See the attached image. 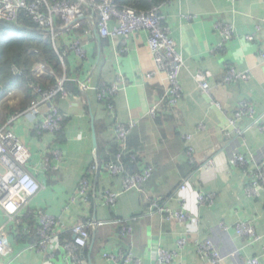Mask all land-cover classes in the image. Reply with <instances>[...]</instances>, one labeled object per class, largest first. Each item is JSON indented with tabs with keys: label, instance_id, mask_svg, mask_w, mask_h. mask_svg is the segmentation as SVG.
Segmentation results:
<instances>
[{
	"label": "crops",
	"instance_id": "obj_1",
	"mask_svg": "<svg viewBox=\"0 0 264 264\" xmlns=\"http://www.w3.org/2000/svg\"><path fill=\"white\" fill-rule=\"evenodd\" d=\"M161 12L162 27L184 62L176 102L162 99L168 83L155 73L143 29L109 41L90 26L81 59L70 48L76 39L71 33L58 40V52L67 46L60 54L67 77L58 80L89 89L78 87L73 94L63 85L68 97H56L53 104L64 119L58 130L36 129L46 107L39 116L6 125L28 150L24 170L40 188L25 215L24 209L7 219L0 212V230L11 246L1 263L73 264L64 245L71 242L74 225L88 223L91 242L78 251L80 264H205L198 247L208 240L219 264H244L242 259L264 264L259 178L264 173V0H172ZM220 25L232 32L223 44ZM227 68L247 74L248 80L225 84ZM198 72L209 75L208 93L194 81ZM33 74L45 80L52 71L39 64ZM112 86L118 91L108 99L94 91ZM22 94L9 92V104ZM239 106L251 109L249 115L235 118ZM133 123L127 148L137 156L140 172L131 176L146 169L150 178L125 192L126 177L111 176L97 154L113 160L117 128ZM237 157L242 161L234 162ZM188 166L194 168L189 174ZM252 182L260 187L256 193L249 191ZM111 194L120 195L113 204L107 202ZM199 197L206 203L199 204ZM38 212L56 221L55 237L43 252L34 248L41 229ZM241 222L253 225L259 242L236 235Z\"/></svg>",
	"mask_w": 264,
	"mask_h": 264
},
{
	"label": "built area",
	"instance_id": "obj_2",
	"mask_svg": "<svg viewBox=\"0 0 264 264\" xmlns=\"http://www.w3.org/2000/svg\"><path fill=\"white\" fill-rule=\"evenodd\" d=\"M114 0H0V22L18 23L20 14H25L44 32V39H49L57 50V42L60 37L73 32L79 28L87 26V30L83 33L82 38L71 40L70 48L77 58L85 57L84 45L86 37L90 36V26L95 29V35L101 39L113 41L118 37H131L139 29H143L146 35V45L149 49L153 62L156 67V74H163L168 83V88L164 91L162 99L172 98V102L179 100L178 77L183 69L184 62L181 55L177 52L174 42L170 39L168 29L161 26L163 16L158 11L143 15L135 14L127 9H118L113 3ZM61 22V26L57 23ZM222 36V44L228 39L230 26L220 25L218 29ZM248 40H251L249 37ZM221 44V45H222ZM220 45V46H221ZM220 46L218 48H220ZM59 53V52H58ZM60 54V53H59ZM264 56V55H263ZM63 62V56L59 55ZM158 74V75H160ZM208 73L198 72L194 76V81L198 87L205 93H208ZM248 75L238 73L232 68H227L223 82L229 84L235 81H246ZM66 78L59 79L54 89L41 93L42 97L36 99L23 113L9 119L4 125L0 124V212L7 218L13 219L29 204V201L39 192V184L37 181L24 170V166L28 159V150L14 133L6 125H10L16 118L27 115H40L41 107H46L47 114L44 120L36 125V129L42 131H55L59 129L61 117L57 108L53 105L52 100L56 97L67 98L68 94L63 89ZM80 90L86 92L89 87L85 83H77ZM34 91L39 92L36 87H30ZM97 95L101 98L108 99L113 96L118 88H95ZM111 108V107H108ZM153 112V111H152ZM151 112V113H152ZM251 109L238 107L235 118L241 119L244 115H249ZM35 119V118H34ZM133 124L123 125L116 130V146L118 154L115 160L105 164V169L111 176L116 177L124 172L121 164V154L127 150V138L129 137ZM190 156V149L188 150ZM241 162L242 158H235L234 162ZM150 178V171L144 170L137 176H126L124 181L125 192L141 188ZM264 183V173L259 177ZM259 185L251 183L249 191L256 193ZM84 192V191H83ZM82 192V193H83ZM118 194H111L107 198L108 203H115ZM207 199L199 197L198 203L204 204ZM160 211L167 210L160 209ZM174 215L170 214L169 218ZM40 225L39 241L34 245L35 250L43 252L46 250L48 243L55 237L56 228L55 219L43 212L37 213ZM176 218L183 220L182 214L176 215ZM72 240L64 245L69 259L73 264H80L78 259V251L82 250L90 244V232L88 223L76 224L71 228ZM238 237L247 239L250 244L260 241L261 237L257 236L256 231L250 223H239L235 228ZM184 244L180 241L178 245ZM31 249V248H30ZM198 252L205 264H219L221 258L214 249L211 241H207L198 247ZM11 254V246L0 230V259L5 260ZM261 255L264 256V247ZM160 257L162 254L160 253ZM244 264H261L259 261L252 259H242ZM168 262L167 260H165ZM11 261L1 264H11Z\"/></svg>",
	"mask_w": 264,
	"mask_h": 264
},
{
	"label": "trees",
	"instance_id": "obj_3",
	"mask_svg": "<svg viewBox=\"0 0 264 264\" xmlns=\"http://www.w3.org/2000/svg\"><path fill=\"white\" fill-rule=\"evenodd\" d=\"M170 1L172 0H114L113 3L118 9H127L135 14L146 15L156 10L158 14L162 16L161 7ZM61 24L62 23L58 21L57 26L59 27ZM161 26H163V21L161 22ZM86 30L87 26L70 33L72 37L79 38L83 36ZM44 34L45 33L37 27L30 17H27L23 13L19 15L18 23L0 22V124H4L8 119L24 112L36 99L42 97L41 93L52 89V87L56 85L58 78L62 76L67 77V70L65 69L64 63L59 58V55L67 49V46H59V54L56 49H54L51 41L49 39H44ZM89 37L90 36H87V39ZM39 64L47 66L52 71V75L46 77L45 80L37 79L33 74L34 68ZM66 82L64 84L65 90L76 94L78 91L77 85ZM28 86L36 87L39 89V92L34 91V89ZM17 91L23 94L16 104L10 105L9 99H7L8 93ZM63 122L64 119L60 123L61 127ZM60 133L61 130L55 134L57 136ZM113 152L115 158L119 152L116 143ZM97 157L98 159H102L99 160L101 162L100 164L104 165L106 162H109V157L105 158L103 154L100 155L99 152ZM114 158L113 160H115ZM121 162L124 169L122 174L125 177L140 172L138 158L137 156L134 157L128 148L121 154ZM193 171L194 168L189 167V171L187 169V174ZM24 209V211L22 210V215H25L28 210L26 208ZM30 216L32 215L30 214ZM27 217H29V215H26V218ZM21 219H25V216H21ZM30 223L34 224L33 221H30ZM91 236L92 234L90 233V237ZM31 238H34V236Z\"/></svg>",
	"mask_w": 264,
	"mask_h": 264
},
{
	"label": "water",
	"instance_id": "obj_4",
	"mask_svg": "<svg viewBox=\"0 0 264 264\" xmlns=\"http://www.w3.org/2000/svg\"><path fill=\"white\" fill-rule=\"evenodd\" d=\"M91 242V241H90Z\"/></svg>",
	"mask_w": 264,
	"mask_h": 264
}]
</instances>
